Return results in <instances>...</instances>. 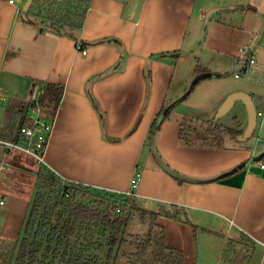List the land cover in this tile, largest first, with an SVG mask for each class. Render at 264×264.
Returning <instances> with one entry per match:
<instances>
[{
    "label": "crops",
    "instance_id": "0c3cea01",
    "mask_svg": "<svg viewBox=\"0 0 264 264\" xmlns=\"http://www.w3.org/2000/svg\"><path fill=\"white\" fill-rule=\"evenodd\" d=\"M26 1L0 0V100L10 92H17L18 89L13 90L17 85L24 84L21 81L16 84L8 76L30 78L32 86L37 80L64 86L45 152L47 165L43 166L71 182L123 194L132 191V179L141 170L134 191L137 203L141 199L150 207L156 205L158 210L161 206H179L190 221H176L163 215L156 220L165 229L166 244L184 253V264H219L225 258L233 229L242 240L264 246V167H261L264 158L254 161L264 152V146L257 151L237 139L221 145L202 144L194 139L187 145L180 139L184 121H209L195 118L202 114L195 111L208 102L198 92L206 91V99L215 89L210 85L204 87L202 80L187 96L197 65L187 59L190 50L182 54L185 51L182 47L195 1L139 0L131 12L132 2L128 0H91L79 37L87 49L86 56L69 35L42 30L39 23L25 19L21 9ZM244 7L242 4L230 7L234 12H244L247 22L243 24L242 19L236 28L239 34L224 40L238 41L239 53L224 51L222 46H208L216 61L203 66L211 73L215 70L225 74L221 69L231 67L235 73L241 71L242 57L261 31L264 0H253ZM208 9L204 8L202 13ZM107 38L118 39L123 50L112 43H99ZM258 47L264 48V33L255 49ZM172 51H180L174 63L154 58ZM256 70L264 74V63ZM4 72L8 81L2 79ZM257 77L252 78L264 81L263 75ZM253 84L258 85L251 83L248 85L251 90L241 87L224 94L211 107L214 116L217 113L216 118L222 117L231 111L237 101L224 115H218L226 98L236 91L250 94L256 107L257 102L262 106L264 91L251 87ZM25 87L18 93H23ZM193 94L198 95L191 100ZM90 95L97 101L101 115ZM189 99L188 107L179 109ZM167 103L175 104L155 133V146L169 167L191 180H179L160 166L154 167L147 157L144 166L141 165L151 124ZM2 107L6 115L7 106ZM3 125L0 124V136ZM258 128L257 141L264 142L260 134L263 120H258L256 132ZM14 155V151L0 153V163L7 164L5 171L8 165L15 170L23 169V165L15 162L20 159H13ZM256 162L259 164L253 166ZM11 173L2 174L0 179V201H3L0 207L7 215L18 214L25 221L36 192L31 189L28 195L16 193L12 187L14 180L5 184ZM13 202L16 204L11 208ZM214 253L217 256L212 263Z\"/></svg>",
    "mask_w": 264,
    "mask_h": 264
},
{
    "label": "rangeland",
    "instance_id": "374dc122",
    "mask_svg": "<svg viewBox=\"0 0 264 264\" xmlns=\"http://www.w3.org/2000/svg\"><path fill=\"white\" fill-rule=\"evenodd\" d=\"M129 2H132V0H128ZM195 6L194 11L192 15V19L189 26V31L187 35V39L185 44L182 47V50L186 52V50H190L189 55L187 56L188 60L190 62L192 61L197 65V61L200 60L201 64L204 65L205 63L212 64L214 61V57H212V54L210 51L207 50L208 46H222L224 51H227L229 53L237 54L239 53V44L237 42H226L224 41L225 38L228 36L239 34V30L236 29L239 24H241V20H243V24H246L245 19V13L238 11L234 12V10H231L230 7H236L238 5H243V7L247 6L248 4H252L253 0H194ZM259 1V0H258ZM38 6H40L38 4ZM211 6V7H210ZM244 7V8H245ZM209 8L205 14H203V9ZM215 8H222L220 12H216L212 14L211 18L207 21V13L211 9ZM38 10L35 9V13H37ZM235 13V14H233ZM32 19H34L37 24L42 23V20L40 18H36L34 15H32ZM232 16V17H231ZM28 17V14H27ZM262 26L261 30L263 28V19L261 18ZM50 26L49 24H43V27ZM233 33V34H231ZM255 40V39H254ZM254 43V42H253ZM252 45V44H250ZM172 52H180V51H172ZM247 52L244 53V55ZM254 58L257 61V66L255 65L252 70H250L249 73L240 76L237 78L235 76V70L233 67L230 69H221L222 72L224 71L225 74H222L220 72H217L214 70L215 74H219V78H211V77H203L205 85H210V87H215L214 91L211 93L212 96H208L205 99V96L207 95L206 91L199 90L198 94L200 93V96L204 98L205 101H208L206 104H204L203 109L195 112H201L202 114L195 116V118L200 117L201 119H207L209 121H189L188 124H186L184 128V135L186 137H189V139H194L199 143L207 144V145H217V144H224L227 141L234 142L236 140L234 135H230L228 132V129H238V130H244L241 128H245L246 123L248 121L247 117V111L244 106V103L242 101H237L235 106L231 109L230 112L225 114L222 117L217 116L216 114L214 116V111L211 108L217 100H220L224 94L230 92L231 90L240 89L241 87L244 88V90H251L252 88L248 87L251 83H256L258 85L251 86L253 88H261L264 91V81L260 82L256 78L259 74L263 75L256 69L264 63V48L258 47L253 51ZM191 62V63H192ZM224 64V62H223ZM225 66V65H224ZM211 73V71H210ZM6 72L2 74L3 81L6 79L7 76ZM256 77V78H252ZM8 78L15 82L16 84L23 82L24 84L19 87H15L13 90H17V92H10L6 95L5 99L3 101L0 100V124H4L9 121L11 117H8V114L12 115L14 114L15 110L21 109L26 110L28 107L29 102L32 100V96L35 95L32 93V82L30 78L26 77H20V76H8ZM8 79V80H9ZM7 80V79H6ZM7 80V81H8ZM194 80H192L193 83ZM196 82V81H194ZM249 82V83H248ZM251 82V83H250ZM191 83V85H192ZM23 85L25 87V91L23 93H18L19 89H24ZM19 87V88H18ZM198 94H193L192 99H194L195 96ZM188 96V95H187ZM186 96V97H187ZM218 98V99H217ZM190 99L186 101V104H181L179 106V109L181 107L187 108V104L190 103ZM2 104L6 105L7 108H9L10 113H7V119L5 115V111L2 107ZM175 104V103H174ZM173 104V105H174ZM185 105V106H183ZM30 107V106H29ZM174 107V106H173ZM168 109H165L167 111ZM170 110V109H169ZM178 113V110H177ZM46 116V113H44ZM15 121V120H14ZM12 126L16 125L13 124ZM21 121L18 122V127ZM3 125V130L5 131V127ZM264 128L261 129L262 137H264ZM258 128L257 132L247 141L244 142L245 147H253L255 150L259 151L264 146V142L257 141V137L259 135ZM5 132H8L5 131ZM211 132V133H210ZM6 136V134H5ZM0 138H4L0 136ZM6 138V137H5ZM152 138V139H151ZM147 137L146 144L144 147L143 152V158L141 161V165L144 166V159L147 157L150 160V163L156 167L159 164L157 163L156 159L154 158V155L151 151V145L152 142L155 143L156 136ZM237 141V140H236ZM9 152L5 151L3 147L0 146V153ZM12 152V151H11ZM16 156L13 158L14 160L20 159V162L15 161L18 165H23V169H12L11 165H8L9 169L7 171L3 172V175L7 172H12L7 178V181L5 184H10L14 180V185H12L13 190H15L18 194L28 195L30 190H34L36 192V185L42 181L44 182V188L41 190V192L46 194V197L51 200L49 207L54 205L56 202L57 194L54 192V188L51 186L53 180V176H51V173L42 165L37 163V161L30 155L25 154L21 151H14ZM13 154V153H11ZM259 162H256L253 166L258 165ZM7 166V164H6ZM162 169V168H161ZM164 170V169H163ZM141 171V170H140ZM139 171V172H140ZM137 172L138 174H140ZM141 175V174H140ZM139 184V183H138ZM137 187L132 186V192L135 191ZM94 192L89 193L87 196H78L73 201L75 204L79 202L88 203L91 202L93 204H98L103 198L105 199H113L111 196H108L105 194L104 191L93 189ZM63 191H61L62 193ZM111 193V192H110ZM135 193V192H134ZM114 195L118 196L122 195L123 193H113ZM74 192L72 191V194L70 196H73ZM126 196H132L128 194H123ZM135 196V195H134ZM67 198V197H66ZM118 200V199H117ZM118 203H125L122 199L121 202ZM14 204L16 202L11 203L9 206L11 208H14ZM8 205V204H7ZM130 205L127 204L126 208H129ZM138 207L144 211L149 213L157 212L158 207L151 206L150 204L144 202L143 200L139 199ZM119 213V212H117ZM54 214V212H53ZM59 213L55 212L54 220L57 219ZM131 219L128 224V227L126 229V233L124 236H122V244L120 245L118 253V257L113 262V264H132L131 259H133L132 254H135L137 252V248L141 243L142 238H144L149 230H150V219L147 216V222H144L141 219V214H139L137 211H131L130 212ZM24 221V219H23ZM22 217L18 214L13 215L9 213L7 215L4 213L3 208L0 207V264H13L14 262V256L16 252L17 247V239H18V232L19 228L22 227L21 222ZM66 224L64 221H61V225ZM73 226L69 224V227ZM75 226V225H74ZM228 225H224L223 227L227 228ZM77 230V226L75 228ZM223 235L225 234L226 229H224ZM156 231H159V228H156ZM17 232V233H16ZM67 238H69L71 242V246L66 247L62 246V250L66 252H70L72 246H76V244H80V242L85 241L86 249L87 251L85 254L88 256L87 264H93L94 255H96L97 261H102V259L105 258V254L108 251V243L109 238L108 234L105 236H97L94 235V240L91 238H87L85 235V231H80V237H76L78 235V232H75L76 235L71 234V229H67ZM201 234V232H200ZM222 236H217L222 238ZM16 236V237H15ZM15 237V238H14ZM99 237V238H98ZM201 238V237H200ZM98 240V244L96 242ZM219 240V239H218ZM101 243V244H100ZM154 243V242H153ZM233 243L234 245L229 247L228 244ZM155 245L152 244L147 251L146 259L149 264H164V262L161 260H156L157 253L155 250ZM214 246L218 249L216 246V243ZM228 246V247H227ZM227 252L224 259H220L219 264H264V246L249 240H242L240 238V234L235 229L232 230L230 238L227 240L226 244ZM202 253H204V248L201 249ZM210 255V254H209ZM217 253H214L212 255V263H215ZM48 261H53L52 254L49 256ZM155 261V262H154ZM142 264V263H138Z\"/></svg>",
    "mask_w": 264,
    "mask_h": 264
},
{
    "label": "trees",
    "instance_id": "16d2710c",
    "mask_svg": "<svg viewBox=\"0 0 264 264\" xmlns=\"http://www.w3.org/2000/svg\"><path fill=\"white\" fill-rule=\"evenodd\" d=\"M90 3L91 0H34L27 13V20L29 22H36L32 19V15H34L36 18L42 20V23H39L42 30L45 29L43 24H49L53 29L64 31L65 35H69L71 38L75 39L77 45L85 47V44H83L79 37L84 26ZM38 4L40 6H38ZM35 9L38 10L36 14H34ZM21 13L23 14L22 9ZM99 43H112L117 45L121 51L123 50L121 42L116 38L103 39L99 41ZM154 58L174 63L179 58V52L162 53L154 56ZM250 70L252 69L244 66L239 74L240 76H243L249 73ZM207 73H210L209 69L198 62L194 72V81L196 82L193 81L187 95H189L194 87L203 80L201 76ZM147 80L150 83V70H148ZM64 90L62 84L39 80L33 82L32 93L35 94L40 91L38 101L42 106L44 113H46L45 117L47 119H55L63 99ZM34 97L35 95L32 96V100L29 102L26 110L16 109L14 114H8V117L11 118L4 125L5 131L8 130V132H5L3 129L1 131V137L4 136L3 139L24 142L20 133V128L28 123V108L33 102ZM90 98L95 110L101 115L97 101L92 95H90ZM263 107L264 104L260 106L257 102V110H260ZM172 108L173 105L171 106L170 103H167L162 107L160 113L151 124L149 130L150 138L155 136V133L159 130L161 124L168 118L169 113L162 116L165 109L171 110ZM7 113H10L9 108H7ZM13 121V124H16L14 126L10 123ZM19 121L21 122L18 127ZM188 123V120L182 123L180 139L181 142L190 145L192 144V140L184 135V128ZM228 132L230 135H234L235 138L243 133L242 130L233 128L228 129ZM49 172L54 180L51 186L57 194L56 202L49 207L51 200L46 197L45 193L43 194L41 192L44 188L45 181H42V183L39 182L36 185L35 199L30 205L25 217L23 228L17 239L18 244L13 264H87V260L89 259L85 254L87 251L85 241L76 244V246H72L69 253L62 250V246H71V242L69 238H67L69 235L67 236L66 233L68 228L71 229L72 236L76 235L75 232H78L76 237H80V231H85V236L93 240L95 234L97 236H105L108 234L109 249L105 254V258L99 262L95 259L96 255H94L93 264H113L118 257L119 251H117V249H119L122 244L123 238L121 237L126 233V229L131 219L130 212L133 210L141 214V219L144 222H147L146 218L148 216L151 227L148 234L142 238L141 243L137 248V252L132 254L133 259H131V263L149 264L146 259L148 248L152 244H156L155 250L158 252L156 256L157 261L162 260L164 264H184V253L180 250L173 249L166 244L165 229L156 224V220L160 215L176 221L184 220L186 223H189L190 221L185 217L186 214L183 208L174 205L169 208L161 206L157 212L149 215V213L142 211L138 207L136 196H126L122 194L115 198L117 195H114L113 192L110 193L109 191L104 192L106 195L113 198L111 200L103 198L98 204H93L91 202H79L75 204L73 202L75 198L78 196H87L89 193L94 192V188L74 182L64 183L61 177H58L51 171ZM61 191L63 192L61 193ZM72 191L74 192V195L70 196ZM122 199L125 203H118L121 202ZM127 204L130 205L129 208H126ZM55 212L59 213L56 220L53 219ZM61 221H64L66 224L61 225ZM69 224L73 226L69 227ZM76 226L77 230H75ZM156 228H159V231H156ZM96 242L98 244L99 241L96 240ZM233 245V243H230V247ZM51 254L53 261L50 262L48 261V258Z\"/></svg>",
    "mask_w": 264,
    "mask_h": 264
},
{
    "label": "built area",
    "instance_id": "2783aa9c",
    "mask_svg": "<svg viewBox=\"0 0 264 264\" xmlns=\"http://www.w3.org/2000/svg\"><path fill=\"white\" fill-rule=\"evenodd\" d=\"M13 2V0H10ZM79 52L86 56L87 49L78 45ZM244 51V49H242ZM256 64V59L254 55L248 58L247 64L245 66L253 68ZM235 76L240 77V74L236 72ZM40 91L36 92L33 102L28 108V123L27 125L21 126L20 133L24 139V142H18L17 140L3 139L0 138V146L4 148L5 151H21L25 154L32 156L37 163L42 165H47L45 160V152L49 137L53 130L54 120L47 119L44 114L42 106L39 104L38 97ZM258 120L264 121V108L257 111ZM261 167H264V164H261ZM7 169L5 163H0V179L3 172ZM141 175L136 174L132 179V186L137 187L140 181ZM64 183H69L71 181L62 178ZM128 195H134V192L129 191ZM2 204L3 201H0Z\"/></svg>",
    "mask_w": 264,
    "mask_h": 264
},
{
    "label": "water",
    "instance_id": "95a60500",
    "mask_svg": "<svg viewBox=\"0 0 264 264\" xmlns=\"http://www.w3.org/2000/svg\"><path fill=\"white\" fill-rule=\"evenodd\" d=\"M34 0H27L23 6V17L25 19H27V13L31 7V5L33 4ZM139 0H132L131 3V12H133L136 7L138 6ZM221 9L220 8H215V9H211L210 11H208L207 13V21L211 18L212 14L219 12ZM263 19V28L260 31V33L258 34V36L255 38L254 43L250 46V48L248 49L247 53L242 57L241 63H240V69H242L248 61V58L250 56L253 55V51L256 48V45L259 43L263 33H264V17H262ZM45 29L51 30V31H56L59 33H64V31H57L55 29H53L51 26H45ZM182 54H186L185 52H183ZM219 74H215V73H207L203 76H201V78L203 77H219ZM236 101H242L245 105L246 111H247V117H248V121H247V126L246 128L243 130L242 135L238 136L236 139L240 142H246L248 141L256 132V128H257V123H258V114H257V107L254 103L253 98L251 97L250 94L243 92V91H236L231 93L226 100L224 101V103L222 104L221 108L218 111V115H224L227 111H229V109L234 105V103ZM169 109L167 111H165L163 113L162 116H165L167 113H169ZM151 151L154 155V158L156 159L157 163L159 164V166L164 169L166 172L170 173L171 175H173L174 177L181 179V180H191L190 178L181 175L179 173H177L176 171H174L171 167H169V165H167V163L163 160V158L161 157V155L158 153L155 143L152 142L151 145ZM262 158H264V152H262L261 154H259L258 156H256L254 158V161H258L261 160Z\"/></svg>",
    "mask_w": 264,
    "mask_h": 264
}]
</instances>
